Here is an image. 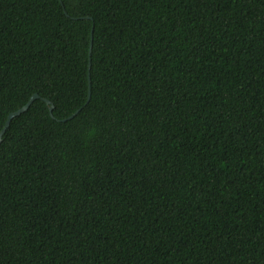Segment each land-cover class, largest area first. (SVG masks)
<instances>
[{
    "label": "trees",
    "instance_id": "trees-1",
    "mask_svg": "<svg viewBox=\"0 0 264 264\" xmlns=\"http://www.w3.org/2000/svg\"><path fill=\"white\" fill-rule=\"evenodd\" d=\"M33 94L0 264H264V0H0V130Z\"/></svg>",
    "mask_w": 264,
    "mask_h": 264
},
{
    "label": "water",
    "instance_id": "water-1",
    "mask_svg": "<svg viewBox=\"0 0 264 264\" xmlns=\"http://www.w3.org/2000/svg\"><path fill=\"white\" fill-rule=\"evenodd\" d=\"M91 36H90V42H89V49L91 47ZM88 85H89V81H88ZM39 97L37 96V94H33L29 100L18 110L14 111V112H10L7 116H6V120L4 122L3 127L0 130V142H1V136L3 135V133L5 132V130L7 129V127L9 126L10 121L14 118L19 116L20 114H22L23 112H25L28 107L30 106V104L38 99ZM47 106H48V111H49V115L51 116V110H52V105L50 104V102L46 99H41ZM89 100V91H88V95H87V100L86 102ZM79 110H76L72 115H70L69 117L66 118V120H70L74 115H76L78 113ZM65 119L61 120V122H64Z\"/></svg>",
    "mask_w": 264,
    "mask_h": 264
}]
</instances>
